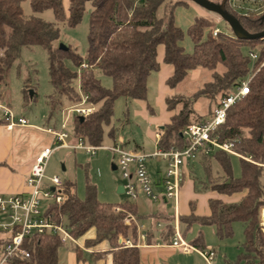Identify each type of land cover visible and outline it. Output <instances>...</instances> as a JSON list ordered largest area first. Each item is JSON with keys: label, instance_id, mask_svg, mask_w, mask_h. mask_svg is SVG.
<instances>
[{"label": "trees", "instance_id": "trees-1", "mask_svg": "<svg viewBox=\"0 0 264 264\" xmlns=\"http://www.w3.org/2000/svg\"><path fill=\"white\" fill-rule=\"evenodd\" d=\"M168 1L94 0V10L90 17L89 51L84 59L77 49H60L58 42L61 31L57 24L47 23L34 15L25 16L22 9L24 0H0V88L6 84L23 48H44L49 57L50 83L54 89V94L48 98L51 112L62 105L64 98L75 107L84 96H88V104L99 108L84 120L78 116L73 117V138L101 147L105 126L111 125L117 100H147L149 78L159 70L158 49L164 46L165 63L174 67V75L168 82L170 87L176 88L192 71L203 69L213 72L212 81L204 84L191 98L175 96L168 99L170 110L175 111L179 105L182 108L174 115L171 123L162 129L159 146L164 151L183 150L188 146L182 136L185 129L210 116L203 118L198 113L194 107L197 100L206 97L216 102L220 97L229 96L251 74L252 60L244 54V49L257 53L258 60L254 65L249 94L229 110L225 124L214 135L220 143L240 139L234 152L242 157L219 151L200 159L206 162L214 158L226 176L224 181L212 183L211 188L203 191L237 198L226 201L220 197H211L208 200V215H197L192 209L190 214L181 215L180 218L189 225L199 223L215 226L220 238L233 234L234 222H243L244 252L239 261L243 260L245 264H264V233L260 217L264 209V38L250 40L223 33L217 36L209 33L205 38L206 29L213 23L207 18L197 17L187 31L194 45L193 53L187 54L180 45L185 32L176 25L174 15L175 8L184 5L185 1ZM210 1L221 4L224 0ZM85 2L68 0L69 5L66 7L64 0H31V7L36 14L53 10L58 22L74 28L82 20ZM162 6L163 15L158 17L157 12ZM226 10L249 33L264 32V17L254 13L240 14L231 7L230 0L226 3ZM67 60L80 69L79 73L67 67ZM83 65L86 67L82 68ZM219 66L225 70L222 74L217 72ZM97 71L112 79V89L102 86ZM76 81L79 82L80 93L75 89ZM35 96L36 93L33 99ZM116 132L115 128H111L110 135L115 138ZM231 156L241 160L240 177L233 175ZM205 167L210 174V162ZM211 179L209 175V181ZM69 185L75 189L74 192ZM65 187L68 195L66 201L51 204L48 208L54 221L69 229L75 239L95 228L97 236L94 240H88L87 245L108 240L113 248L114 264H140V248L136 245L123 247L119 242V237L124 236L132 237L137 244V225L128 222L129 215L137 214L136 203L129 200L119 204L104 203L98 198L97 186L90 181L84 199L78 196L74 182L65 181ZM194 202L191 201V205ZM115 206L121 210L115 211ZM173 233L174 227L168 225L167 236ZM66 244L59 234H33L26 237L23 244L29 256H14L8 264H60V249ZM68 244L78 254L83 252L75 243ZM191 244L198 249H206L202 234Z\"/></svg>", "mask_w": 264, "mask_h": 264}, {"label": "rangeland", "instance_id": "rangeland-1", "mask_svg": "<svg viewBox=\"0 0 264 264\" xmlns=\"http://www.w3.org/2000/svg\"><path fill=\"white\" fill-rule=\"evenodd\" d=\"M180 1V0H169L170 3ZM187 1V0H184ZM66 7H68V0H64ZM240 5V4H239ZM242 6V5H241ZM247 8L251 7L249 4H244ZM237 7V6H236ZM22 9L27 17L36 16L47 23H55L61 31L59 44H64L67 47L77 49L79 54L86 59L89 51V28H90V17L92 11L94 10V0H86L85 10L80 24L77 27L70 28L65 23L58 22L56 20L53 10H46L42 13L36 14L33 12L31 7V0H24L22 3ZM164 12V7L162 6L158 12L157 16L162 17ZM175 21L176 24L182 28L185 32V37L181 41L180 45L184 48L185 52L191 53L193 51L192 41L187 33L188 28L193 20V13L190 8L181 5L175 8ZM218 19L216 27L225 35H234L235 33L227 25V23L220 19L215 14H209ZM212 27V26H211ZM210 27V28H211ZM207 35L211 33V30L206 29ZM56 44V46L58 45ZM162 47V46H161ZM159 47V49L161 48ZM158 49V51H159ZM244 54L249 56L250 50L244 49ZM159 53V52H158ZM159 56V54H158ZM256 62H252L250 66L251 74L254 72V65ZM66 65L69 69L74 72L79 73L80 69L74 66L70 61H66ZM225 70L222 66H219L217 69L218 73H223ZM154 77L158 79L157 73L153 72ZM191 73V72H190ZM194 74H189L187 78L180 83L176 88L168 87L173 91L172 95H168V99L174 96H182L191 98L198 90L202 89L204 84L212 81L213 72L208 70H197ZM97 77L101 81V84L106 89L113 88V81L110 77L105 76L100 71L96 72ZM155 78L151 79V83L156 81ZM157 82V81H156ZM75 89L80 93L79 82H75ZM34 91L36 96L34 99H31L30 92ZM158 86L150 87V103L155 109L156 114L159 115L160 107L156 103L155 95H157ZM54 94V89L50 83V72H49V57L47 51L40 47H27L23 48L20 58L13 65L6 84L0 88V97L3 99L2 104L9 106L12 111L17 115H24L31 122H42V124L51 123L56 129H60L63 121H65L68 111L73 109V105L69 103L67 99L62 100V105L57 107L55 112H51L49 106V97ZM29 98V99H28ZM167 99V106H168ZM137 102L126 101L125 98L117 100L114 109V116L110 126H105L104 129V140L103 145L109 144V132L111 128H115L116 131L120 130V135L123 136L127 141L135 140L137 143L142 141L145 144V149L148 151H153L155 144L152 139L148 138L147 129L148 121L143 117L141 113L142 105L136 104ZM215 101H210L206 97H201L197 100L195 104L198 108V113L203 117H208L211 115L216 106ZM90 106L94 111H96L98 106ZM182 108V105L178 106V109L168 110L170 112L178 113ZM139 110L138 115L135 111ZM150 110V109H149ZM1 115V112H0ZM147 115H151L148 111ZM67 132H73V120L68 127ZM119 134V133H118ZM52 146V145H50ZM65 153L63 150L58 151L52 160L49 163V170H53L60 175L64 181H72L75 183L76 191L78 196L81 199L86 197L87 184L88 181L92 182L97 186L98 198L104 203L119 204L128 200L124 193H119L118 188L124 184V179L120 169H113V166L116 164L118 158L116 155L111 152L100 149L97 151L95 156L87 155L83 151H79L77 155V160L75 161L74 157L70 155H63ZM61 156V157H60ZM64 158V159H62ZM231 164L233 168L234 177H240L242 174L241 170V160L238 157L231 156ZM210 162V174L207 173L205 165H208ZM62 163L65 164L66 170L62 169ZM148 166L153 175L154 167L164 166V163L159 160H149ZM187 171L190 174L191 180L195 182V194L202 195L201 197H195L190 202V208L195 210L196 204L197 208L200 211H208V198L206 194L209 191L204 192L203 190L209 189L212 186V183L218 181H224L226 176L220 170L218 162L212 158L210 161L195 160L190 162ZM209 175L212 176V179L209 181ZM262 182L264 184V173L262 177ZM70 190L74 192L72 185H69ZM237 198V197H236ZM195 201L191 205V201ZM153 207H156V203H152ZM189 205V204H188ZM140 208L142 211L147 210L146 202H140ZM170 209V207H168ZM125 210V209H124ZM261 225L263 226L264 233V218L262 219L261 211ZM182 229L185 237L191 242L199 234H202L204 242L207 245V249H215L217 251V256L212 261V264H245L243 260L239 261L240 255L244 252L243 244L245 242V225L241 221H236L233 223V234L229 237L220 238L217 234L215 226H201L198 224L192 225L190 228L187 224H182ZM186 233V234H185ZM60 252H66V248L62 247ZM191 254L185 252V254H179L175 256V263L178 264H209L200 254H197L195 251H190Z\"/></svg>", "mask_w": 264, "mask_h": 264}, {"label": "built area", "instance_id": "built-area-1", "mask_svg": "<svg viewBox=\"0 0 264 264\" xmlns=\"http://www.w3.org/2000/svg\"><path fill=\"white\" fill-rule=\"evenodd\" d=\"M244 4H249L251 7L246 9ZM230 5L240 14L254 13L264 17V0H230ZM210 30L214 36L222 33L216 26ZM249 57L252 62L258 60V54L255 52H250ZM85 67L86 65H83L82 68ZM253 76L254 74H250L232 90L229 96L220 97L216 101L213 113L208 118L189 125L185 129L182 136L188 142L187 148L169 151L158 149L151 155L143 151L127 150L121 146V142L112 147H94L83 139H77L74 145L69 144L68 140L73 134L70 135L66 130H68L73 117L85 118L94 111L88 106V96H84L78 106L68 111V116L62 125L63 131H49L56 137L57 144L54 147L44 149L36 157L26 180L28 190L24 194L0 195V264H8V261L14 256H29V252L23 247V244L24 239L33 234H59L64 243L72 242L78 245L69 229L54 221L52 213L48 210L51 204H61L68 197L63 178L58 174L47 175L50 161L59 150L63 149L83 151L89 156H95L100 149L116 154L118 157L117 168L120 169L125 181L123 188L128 198L131 201H136L141 195H144L155 202L165 201L171 204L174 210L173 226L175 229L172 246L184 252L196 251L209 264H212L216 257L215 250L198 249L184 240L180 234L179 200L184 173L190 160L209 157L219 151L242 157L234 152V147L240 139L220 143L214 135L225 124L229 110L249 94ZM0 110L4 112L3 117L9 125H27L25 119H16L13 112L5 105L0 104ZM161 137L162 134L157 133V140H160ZM157 158L167 162V168L162 177L164 188L162 193L155 190L154 181L147 164L148 160ZM113 209L115 211L121 210L118 206ZM119 242L123 247L138 245L131 238L124 236L119 237Z\"/></svg>", "mask_w": 264, "mask_h": 264}, {"label": "crops", "instance_id": "crops-1", "mask_svg": "<svg viewBox=\"0 0 264 264\" xmlns=\"http://www.w3.org/2000/svg\"><path fill=\"white\" fill-rule=\"evenodd\" d=\"M184 6L190 8L192 13L194 14L193 15L194 18L189 28L194 24V21L197 17H204V18L211 20V22L213 23L211 28L215 27L216 24L218 23V19L216 21L215 17H213L212 15H209L212 13L207 12L206 10H204L203 8L199 7L198 5L194 4L193 2L189 0L185 1ZM177 26L180 27L179 25ZM206 37H207V32L205 33V38ZM193 51H194V45H193ZM193 51L191 53H187V52L186 53L192 54ZM158 52H159L158 53L159 56L157 57V61L159 63V70L155 72L158 75V79L154 77L153 75L154 73L151 74L149 81H148L149 93H148L147 100L137 101V100H130V99L125 98L126 101H133V102L135 101L137 102L136 104L142 105L143 109L141 113L144 115L143 117L148 121V125H149L146 132H147L148 138L152 139V141L155 144L154 150L153 151L146 150L145 144L144 142L142 143V141H140L139 143H137L135 140L133 141V143L131 141H127L123 136L120 135V132H119L120 130L116 132L115 138H113L109 132V137H110L109 142L110 143L107 145L102 144L101 147H112L121 142V146H123L127 150L143 151L149 155L155 153L158 149H162L159 146L160 140H157L156 135L157 133L162 134V129L166 125L171 123L172 118L174 117L176 113L170 112L166 104L167 99L169 98L168 95L173 94V91L168 87L167 84L174 75V67L172 65L165 63V47L164 46H162ZM199 70H202V69H199ZM196 71L197 70L192 71L190 73L192 74L193 79H195L193 73H195ZM152 78H155L157 82L154 80V82L151 83L150 81ZM151 86H158V92H157V95H155V98H156V103L158 107H160L159 115L156 114L155 109L152 107L150 103L151 99H150L149 94H150ZM2 101L3 99L0 97V104H2ZM5 106L12 111V109L9 106L7 105ZM196 110L198 111L197 107H196ZM148 111L151 113L150 116L147 115ZM0 112H1V115H0V195L24 194L28 190L26 187V180L30 174L32 164L34 163L36 157L44 149L49 148V147H54L57 144L56 137L52 135L49 131L62 132L63 131L62 125L64 124L65 121H63L60 129H56L51 123L44 125L42 124V122L41 123L31 122V120L28 119L26 116L24 115L17 116L12 111L16 119H25L27 121V125L25 126L18 125V124L12 126V125H9V123L4 119L3 117L4 112L2 110H0ZM138 112L139 110L135 111L136 115H138ZM70 135L72 134L70 133ZM68 143L71 145H74L76 143V140L73 138V136L68 140ZM60 151L61 150H59V152ZM63 151L65 153L61 155L62 157L64 155H70L74 157L75 161L77 160V155L79 151L72 150V149H63ZM150 160H159L164 163V166H156V168L154 167V170H153L154 174L153 175L151 174L153 181H154L155 190L157 192L162 193L164 189L163 183H162V177H163V172L167 168V162L160 158L150 159ZM194 161L195 160H190L188 164L186 165L184 179H183L182 188L180 192V200H179V203H180L179 230H180V234L182 238L186 240L187 242L189 241L183 233L182 224H187L189 228L194 224L201 225L199 223H194V224L189 225L185 221H182L180 218L181 215H188L191 213L190 202H188V200H191L192 198L194 199L195 197L202 196L200 194H195L193 192L194 189L196 188L195 182L191 180L190 174L187 171V168L190 162H194ZM115 166H117V162ZM62 169L66 170V166L64 163H62ZM149 171L151 173L150 168H149ZM55 174L60 175L59 173L53 170H49V167H48L47 175L53 176ZM60 176L62 177V175ZM126 197L128 198L127 195ZM211 197H220L226 201H233V199H236L235 198L236 196L228 197V196L220 195L219 193L214 192V191L207 192L206 198H208L209 200V198ZM128 200L131 201L129 198ZM131 202L136 203L137 214L129 215L128 222L130 224L134 223L137 225L138 238L136 242L138 244L137 246L140 248V254H141L140 264H178V263H175V256L179 254H185V252L181 251L177 247L172 246L175 229H174L173 235L167 236V226L174 225L173 224L174 210L172 208V205L165 201L155 202L147 198L144 195H141L139 199H137L136 201H131ZM140 202L142 203L146 202L147 210L145 211L141 210ZM152 203H156L157 204L156 207H153ZM168 207H170V209ZM195 213L200 216L208 215L210 213V208L206 212L200 211L198 210L197 204H196ZM163 217H169L170 219L165 220ZM201 226H204V225H201ZM208 226H212V225H208ZM96 236H97L96 229L91 228L83 236L76 239L78 246L83 251L81 254H78L77 251L72 249L70 244L67 243L64 246L66 248V252H63V253L60 252L59 254L60 264H114L113 248L111 247V244L108 240H104L100 243L93 244V245L86 244L88 240H94ZM128 238L132 239V237H128ZM132 241L134 242L133 239ZM203 243L207 247V245L204 242V238H203ZM215 252L217 256V251L215 250ZM196 253L199 254L198 252ZM188 254H191V253L188 252Z\"/></svg>", "mask_w": 264, "mask_h": 264}, {"label": "water", "instance_id": "water-1", "mask_svg": "<svg viewBox=\"0 0 264 264\" xmlns=\"http://www.w3.org/2000/svg\"><path fill=\"white\" fill-rule=\"evenodd\" d=\"M193 2L194 4L198 5L199 7L203 8L209 13L218 15L222 20H224L229 27L232 29V31L235 33L236 36L240 38L255 40V39H263L264 38V32L259 34H251L249 33L240 23V21L231 13H229L226 10V3L228 0H224L223 3L217 4L214 2H211L210 0H189ZM60 49L67 51L69 48L65 46L64 44H60ZM34 91L30 92V97L33 99L34 97ZM84 117H81V120H84ZM114 169H117V166H113ZM119 193L124 192L123 185L119 186L118 188Z\"/></svg>", "mask_w": 264, "mask_h": 264}, {"label": "bare ground", "instance_id": "bare-ground-1", "mask_svg": "<svg viewBox=\"0 0 264 264\" xmlns=\"http://www.w3.org/2000/svg\"><path fill=\"white\" fill-rule=\"evenodd\" d=\"M264 218V209H263V211H262V219Z\"/></svg>", "mask_w": 264, "mask_h": 264}]
</instances>
